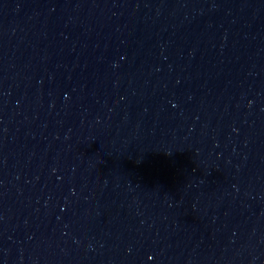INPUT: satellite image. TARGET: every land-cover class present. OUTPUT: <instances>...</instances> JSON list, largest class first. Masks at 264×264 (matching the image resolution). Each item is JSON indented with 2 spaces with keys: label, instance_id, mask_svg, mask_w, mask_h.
<instances>
[{
  "label": "water",
  "instance_id": "obj_1",
  "mask_svg": "<svg viewBox=\"0 0 264 264\" xmlns=\"http://www.w3.org/2000/svg\"><path fill=\"white\" fill-rule=\"evenodd\" d=\"M0 264H264V0H0Z\"/></svg>",
  "mask_w": 264,
  "mask_h": 264
}]
</instances>
